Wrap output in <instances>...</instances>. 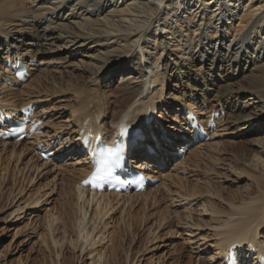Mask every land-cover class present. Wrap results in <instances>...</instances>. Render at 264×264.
I'll return each mask as SVG.
<instances>
[{"label": "bare ground", "instance_id": "1", "mask_svg": "<svg viewBox=\"0 0 264 264\" xmlns=\"http://www.w3.org/2000/svg\"><path fill=\"white\" fill-rule=\"evenodd\" d=\"M1 51L3 60L14 54L23 59L44 54L62 61L78 58L75 68L79 74L65 85L75 87L82 81L81 89H75L78 98L88 85L110 87L117 79L118 111L111 116L115 128L119 114L133 124L147 106L158 110L164 90L171 103L211 104L212 111L223 113V127L232 129L231 138L247 135L245 145L229 143L235 157L252 155L249 168L259 174L254 181L260 193L251 198V189L238 206L229 202L230 212L224 213L227 218L219 225L214 256L224 255L233 243H251L256 252L264 254V243L257 242L258 229L264 227V0H0ZM155 83L160 88L154 93L150 85ZM85 97L76 99L70 112L73 125L86 117H105L104 102L97 101V95ZM102 127L103 121L99 131L106 133ZM76 133L77 127L70 132ZM134 152L132 159L139 157ZM81 169L82 176L77 175L82 179L90 167ZM187 193L189 198L196 196ZM233 195L229 199L239 196ZM115 198V194H92L85 202L88 206L99 200L95 217L102 219ZM84 206L83 215L87 213ZM92 232L86 231L88 244Z\"/></svg>", "mask_w": 264, "mask_h": 264}, {"label": "rangeland", "instance_id": "2", "mask_svg": "<svg viewBox=\"0 0 264 264\" xmlns=\"http://www.w3.org/2000/svg\"><path fill=\"white\" fill-rule=\"evenodd\" d=\"M0 54L1 61L5 55L2 51ZM34 58L43 63L27 83L17 89L0 86V106L10 108L12 105L16 108L35 99L43 101L45 111L53 115L51 124L45 128V133L51 137L59 129L67 133L77 127L70 115L76 99L79 101L81 97L84 100L87 94L90 97L97 95L94 98L104 102L107 108L102 128L109 131L111 116L118 111L115 108L120 95L117 79L110 87L105 84L97 87L88 85V92L78 98L75 89H81L82 81L75 87L65 86L68 80L73 81L79 74L75 68L78 58L62 61L58 57L51 58L49 54ZM150 87L155 93L160 85L155 83ZM164 93L163 104L157 108L162 111L161 114L165 110L173 118L177 113L172 108L176 101L171 103ZM146 98L148 100L149 97ZM198 105L200 114L204 109L212 112L211 104L204 107ZM120 116L116 119L119 120ZM167 123L165 125L170 127ZM231 130L225 129V133H219L218 137L222 138H215L212 143L188 152L176 165L178 170L171 171L175 167L168 166L167 170L157 175L159 183L155 188H149L144 194L125 197L115 194L118 198L110 203L111 208L102 219L95 217V212H99V200L87 206L85 201L90 200L91 195L88 196L77 183L81 180L80 172L83 174L84 171L80 168L84 167L85 171L88 168L84 155L82 160L74 163L80 164V168L78 165L72 167V161L48 163L39 159L29 142L19 145L1 143L0 264H213L217 259L213 246L219 237L222 222L227 218L225 214L230 212L229 202L238 206L251 189H254L251 198L260 193V185L254 181L259 174L249 168L252 155L246 153L245 157H235L229 143L238 141L237 144H244L247 135L231 138ZM70 132L67 136L71 135ZM172 132L177 133V130ZM65 138L66 135L63 136ZM137 152L140 155L141 151ZM187 192H194L196 196L191 194L189 198ZM233 194L239 196L235 200L229 199ZM185 201L189 202V206H183ZM84 203L86 216L80 211ZM102 205L104 207L105 203L101 199ZM88 230L93 231L87 236L90 244L85 240ZM258 230L257 242L264 243V227Z\"/></svg>", "mask_w": 264, "mask_h": 264}, {"label": "snow or ice", "instance_id": "3", "mask_svg": "<svg viewBox=\"0 0 264 264\" xmlns=\"http://www.w3.org/2000/svg\"><path fill=\"white\" fill-rule=\"evenodd\" d=\"M127 132L128 129L122 126L121 136L126 135ZM122 154L123 147L121 142H117L112 146L101 144L99 147L93 149L94 172L85 183L99 186L98 181L104 180L111 174L112 169L119 164Z\"/></svg>", "mask_w": 264, "mask_h": 264}]
</instances>
